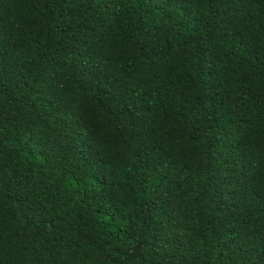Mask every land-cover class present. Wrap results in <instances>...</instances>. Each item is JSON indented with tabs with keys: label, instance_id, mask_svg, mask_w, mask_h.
Returning a JSON list of instances; mask_svg holds the SVG:
<instances>
[{
	"label": "trees",
	"instance_id": "trees-1",
	"mask_svg": "<svg viewBox=\"0 0 264 264\" xmlns=\"http://www.w3.org/2000/svg\"><path fill=\"white\" fill-rule=\"evenodd\" d=\"M0 264H264V0H0Z\"/></svg>",
	"mask_w": 264,
	"mask_h": 264
}]
</instances>
